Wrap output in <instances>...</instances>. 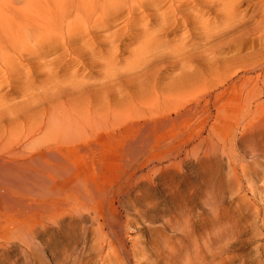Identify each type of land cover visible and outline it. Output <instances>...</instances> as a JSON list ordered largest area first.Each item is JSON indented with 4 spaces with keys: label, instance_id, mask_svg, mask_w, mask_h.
I'll list each match as a JSON object with an SVG mask.
<instances>
[{
    "label": "rangeland",
    "instance_id": "obj_1",
    "mask_svg": "<svg viewBox=\"0 0 264 264\" xmlns=\"http://www.w3.org/2000/svg\"><path fill=\"white\" fill-rule=\"evenodd\" d=\"M164 1L129 0L124 8L132 5L135 24L132 22L133 25L125 28L130 14L124 10L119 17L122 19L114 28L106 30L108 33L104 30L94 34L84 32L87 36L82 37L84 43L72 39L70 41L77 46L69 41L64 49L59 46L60 50L49 54L46 59L55 61L51 66L52 81L59 80L58 85L62 84L59 86L65 90L61 98L50 96L49 86L53 83L48 82L49 76L42 71L43 54L31 57L35 58L29 59L24 68L15 65L20 57H11L14 63L9 60V64L17 67L11 73L17 77L12 75V81H7L9 75L12 78L9 71L5 74L7 78L0 76V101L6 100L0 102V119L5 115L0 121V264H264V67L256 62L258 57L264 58L261 52L256 53L263 42L253 40L249 24L223 35L214 33V38L207 41L210 51V54L207 51V61H199L200 77L205 78H200L202 84H197L200 80L178 74L174 63H170L172 52L178 47L173 39L181 32L168 26L161 30V36L156 33L160 16L169 13L157 14L149 4H158L159 9L168 8L171 2L166 0L164 5ZM141 3L146 4L145 7ZM251 5L246 1L238 7L240 12L251 15ZM217 10V7L207 9V20L211 24ZM152 12L154 17L150 15ZM143 22L150 25L146 33L142 31L144 25L140 24ZM190 28L192 35H197L198 26ZM115 32L123 34L116 37L120 39L116 51L104 43ZM148 34L151 36H146ZM142 39H146L147 44ZM142 42L146 50L157 51L156 58L146 64L135 62L138 57L144 59V55L138 56L146 51ZM86 43H92V48L98 46L99 50L89 53L92 51ZM166 45L173 47L169 49ZM163 47L166 51L161 49ZM204 47L195 48L194 53ZM138 48L142 52L136 51ZM132 53L137 58L135 61ZM58 55L60 60L56 62ZM106 58H110L106 64L115 63L112 67L114 70L117 67V75L111 65L105 64ZM254 61L257 65H252ZM140 63L144 65L140 66L142 73H131L137 65L140 69ZM29 65L35 72L34 81L30 82L22 77ZM3 67L0 62V74ZM123 67L126 70L121 72ZM119 68L122 69L118 71ZM106 69L112 70L116 77L106 74ZM260 71L262 76L257 78ZM224 73L227 79L223 78ZM215 74H221L222 78L218 75V79L225 81H217ZM79 76L85 78L81 83L86 85L78 84L80 89L72 90V83L83 80ZM186 76L195 83L188 78L185 80ZM243 76L246 78L242 79ZM187 84L191 91L187 90ZM154 87L160 92L164 90L161 92L164 94L158 92L159 98L155 96V100L146 105L134 104V96L155 95ZM176 93L188 98L181 100ZM190 94L200 96L201 100L194 101ZM24 95L26 100H23ZM32 95L36 100L39 98L37 105L31 100ZM161 95L170 101L166 102ZM79 97L87 98L88 104L84 100L85 103L80 101L82 106L77 105L75 98ZM157 100L159 112L150 117V109ZM163 101L166 108L162 107ZM110 102L115 107H111ZM175 102L181 103L180 108L175 107ZM169 103L172 110H168ZM182 104L185 105L182 107ZM70 105L73 108L70 109ZM17 107L19 111L23 108L20 113L24 112L26 117L15 110ZM124 107L126 117L134 115L136 110L147 116L132 120H121L116 115L112 118V110L117 114V110ZM161 107L165 109L162 112ZM62 109H66L65 114ZM107 111L109 117L104 120L102 115ZM96 113L98 116L94 117ZM18 114L21 118H16ZM71 114L69 118L67 115ZM8 119L17 123H10ZM35 119L43 121L40 126L36 124L38 129L32 123ZM73 120L77 122L74 125ZM83 121L88 125L85 126L86 122L83 125ZM28 122L32 123V129Z\"/></svg>",
    "mask_w": 264,
    "mask_h": 264
},
{
    "label": "bare ground",
    "instance_id": "obj_2",
    "mask_svg": "<svg viewBox=\"0 0 264 264\" xmlns=\"http://www.w3.org/2000/svg\"><path fill=\"white\" fill-rule=\"evenodd\" d=\"M129 0H0V62L1 63H3V65H4V70H3V72L1 73V74H3V75H1L0 74V76H2V77H4V78H7V76H5V74L7 75L8 73L9 74H11L12 72H14L15 70H17L14 66L15 65H19V66H23L24 64H26V63H28L29 64V59H31V57H33V56H36L37 58L38 57H41V55H42V57H41V59H43V58H45V59H43L42 60V67H43V69H42V71L47 75V76H49V81L48 82H52L53 84H50V86L49 87H51V88H49L48 87V85H47V88H49V92L51 93L50 94V96L51 95H53V97L55 96V97H60L61 98V96H63V94L65 93V90H64V87H60L59 85H62V84H59L58 85V83H59V80H58V78H57V76H56V78H57V82L55 81V79H54V81H52V79H53V76H52V72H53V68L51 67L52 66V64L53 65H55L54 63H55V61H53V59H52V61H50V60H47L46 58H47V56L49 55V54H52L53 52H56V51H58V50H60L59 49V46H63V49H64V47H67V43L70 41V40H72V39H76L75 41H77V39H79L78 40V42L79 43H81V42H83V38L82 37H84V36H86V34H90V33H93V32H97V31H99V30H104L105 32H107L106 30H109V29H112V28H114L113 26H115V24H118L119 23V20L120 19H122V17L121 18H119L121 15H122V13H124V10H127V12L130 14V16L128 17V19H123L122 21H124L125 20V28H128L127 26H130V24H132V22L133 21H135L136 20V18H134L133 17V7H132V5L131 6H128L127 8H124L125 7V5H128V3L126 4V2H128ZM133 1V0H132ZM143 1V0H142ZM147 1H151V0H147ZM166 1V0H165ZM165 1H164V5H166L165 4ZM170 2H171V5L168 7V8H164L163 7V9H162V7H161V9H159V5L157 4H153V2H155V1H153L152 2V4H149V5H151L152 6V9H154L155 11H157V14H161V13H165V12H167V13H169L168 14V16H167V14H166V16L165 17H163L164 15H161L160 16V24H159V27H158V25L156 26L157 27V29H156V33H158V35H160L159 33L161 32V30H164L165 28H167L168 26L170 27V26H173L174 28H177L178 30L176 31V32H178V31H180L181 33H179V34H177L176 35V37H174V42H176V45H178V47H177V49L176 50H174L173 52H172V59H173V61L172 62H170V63H174L173 64V66H174V68H175V72H178V74H184V75H187L188 77H191L193 80H200V83H197V84H202L201 83V79H203L204 80V78L205 77H200V75L202 76V74H200V73H202V68L201 67H199V66H201V64H200V60H202V59H204V60H206L207 61V51H209V49H207V41H208V39H210L211 37H212V35L214 34V33H224V32H226V31H229V30H232V29H235V27L237 28L238 26H244L245 24H249V26L250 27H248L249 28V32H250V35L251 36H253V40H258V41H262L263 42V44L260 46V48L258 49V52H256L257 54L259 53V52H261L262 53V55L264 56V0H169ZM250 2L252 5H251V7L249 8V10L250 11H253V13L251 14V15H248L246 12H240V10H239V5L240 4H243L244 2ZM159 3H160V1H158ZM139 3V2H138ZM156 3V2H155ZM161 3H163V1L161 2ZM160 3V4H161ZM169 3V2H168ZM135 5V4H134ZM141 5H142V7H145L144 5H146V4H143V3H141ZM148 5V4H147ZM139 6V5H138ZM162 6V5H161ZM149 7V9H151L150 8V6H148ZM215 7H217L218 8V10L216 11V13H217V15H216V17H215V19H213L212 20V24L210 23V21L209 20H207V9H212V8H215ZM124 8V9H123ZM137 8H139V7H137ZM158 8V9H157ZM149 9H148V11H149ZM216 10V9H215ZM108 11H109V15L107 14L108 13ZM140 12V11H139ZM147 12V11H146ZM145 12V13H146ZM144 13V14H145ZM149 13V12H148ZM210 13V12H209ZM250 14V13H249ZM150 15H154L153 14V12H152V14H150ZM215 16V15H214ZM107 17H109V18H107ZM125 17V16H124ZM138 17V16H137ZM154 17V16H153ZM130 19V20H129ZM251 19H254V22H250V20ZM147 20V19H146ZM152 20V19H151ZM144 21V20H143ZM136 22V21H135ZM135 22H133V24H135ZM138 22V21H137ZM147 22H150V20L149 21H147ZM122 23V22H121ZM132 24V25H133ZM141 25H144V27H143V30L142 31H144L145 33H146V31L148 30L147 28H149V26H147V24L146 23H140ZM191 25H197L198 26V28H199V32L197 33V35H195V36H193L192 35V33L190 32V26ZM221 25V26H220ZM246 27V26H245ZM192 28H194V26L192 27ZM217 29V30H216ZM195 30V29H194ZM197 30V29H196ZM114 31V30H113ZM84 32L86 33L85 35H84ZM136 32V31H135ZM138 32V31H137ZM151 32H153V31H151ZM248 32V33H249ZM108 33V32H107ZM126 33H128V32H126ZM133 33V32H132ZM131 33V35H133ZM195 33V32H194ZM94 34V33H93ZM99 34V33H98ZM151 34V33H150ZM153 34V33H152ZM196 34V33H195ZM84 35V36H83ZM113 36H109L108 38H106L105 39V42L104 43H106V45H108V47H110V48H112V49H115V51L116 50H119V44L117 43L120 39H118V38H116V37H120V36H122L123 34L122 33H118V32H115V33H113L112 34ZM215 35V34H214ZM213 35V36H214ZM223 35V34H222ZM224 35H226V34H224ZM146 36H151V35H146ZM161 36V35H160ZM217 36H219V35H217ZM89 37V36H88ZM219 37H221V36H219ZM219 37H217V38H219ZM86 38H87V36H86ZM97 38V37H96ZM104 38V37H103ZM123 38V37H122ZM135 38V37H134ZM146 38V37H145ZM149 38V37H148ZM162 38V37H161ZM212 38H214V37H212ZM85 39V38H84ZM147 39V38H146ZM146 39H144L145 41H146ZM155 38H152L151 40H154ZM159 39V38H158ZM169 39V38H168ZM171 40H172V38H170ZM263 39V40H262ZM88 40V39H87ZM104 40V39H103ZM130 40H132V38L130 39ZM143 40V39H142ZM143 40V42H145ZM149 40V39H148ZM162 40V39H161ZM164 40V39H163ZM172 40V41H173ZM150 41V40H149ZM148 41V42H149ZM158 41V40H157ZM213 42H214V40H212ZM217 41H219V39L217 40ZM71 43H72V41H70ZM69 42V43H70ZM133 42V41H132ZM143 42H142V44H143ZM152 42V41H151ZM168 42V41H167ZM77 43V42H76ZM78 43V44H79ZM84 43V42H83ZM103 42L101 43V44H104ZM123 43V42H122ZM125 43V42H124ZM128 43H129V41H128ZM130 43H131V41H130ZM146 44H147V42H145ZM153 44H158V42H156V43H154V42H152ZM161 43V42H160ZM251 43H253V42H251ZM73 44V43H72ZM82 44V43H81ZM149 44V47H150V43H148ZM175 44V43H174ZM173 44V45H174ZM220 45H221V42L219 43ZM71 45V44H70ZM126 45H128V44H126ZM140 45H141V43H140ZM144 45V44H143ZM161 45V44H160ZM205 46L202 50H200L199 49V51L197 52V54H195L194 53V49L195 48H197V47H199V46ZM210 45V44H209ZM72 46H77V44H73ZM145 46L146 45H144V46H142V48H144L145 50H146V48H145ZM167 46V45H166ZM69 47V46H68ZM86 47L88 48V49H90L92 52H89V53H96L98 50H99V47L97 46V48H92V43L90 44V43H86ZM100 47H101V45H100ZM105 48V46L104 45H102V48ZM141 47V46H140ZM139 47V48H140ZM147 47V46H146ZM148 47V48H149ZM152 47V46H151ZM150 47V48H151ZM153 47H154V49H155V45H153ZM158 47V46H157ZM161 47V46H160ZM165 47V46H164ZM161 48V49H164L165 50V48ZM167 47H169V45L167 46ZM173 47V46H172ZM171 47V48H172ZM176 47H174V48H176ZM70 48V47H69ZM77 48V47H76ZM106 48H107V46H106ZM139 48L136 50V51H138L139 50ZM170 47H169V49H171ZM62 49V50H63ZM70 49H72L73 50V48L71 47ZM152 49V48H151ZM157 49H160V48H157ZM160 49V50H161ZM167 50H169L168 48H166ZM212 49V48H211ZM35 50H39V52H36ZM62 50H61V53H62ZM68 49H66V51H67ZM72 50H71V52H72ZM110 50V49H109ZM134 50V49H133ZM132 50V51H133ZM143 50V49H142ZM148 50V49H147ZM145 51L144 52V54H138V56L139 55H144L143 56V60H142V58H140L141 60H139V57L137 56V54H135V52H134V54H135V56H137L138 57V59L137 58H134L135 56H133V53H132V59L134 58V61L135 62H140V61H143V64H146L147 62L149 63V62H151V60H153L154 58H156V56H157V51L155 50V51H152V50H148V51ZM36 52V53H34L33 54V52ZM89 51V50H88ZM114 51V50H113ZM159 51V50H158ZM166 51V50H165ZM195 51H196V49H195ZM70 52V51H69ZM81 52V51H80ZM107 52V51H106ZM110 52V51H109ZM112 52V51H111ZM110 52V53H111ZM139 52H142L141 50H139ZM155 52H156V54H155ZM113 53V52H112ZM118 53V51L116 52V54ZM76 54V53H75ZM74 54V55H75ZM84 54V53H83ZM107 54V53H106ZM115 54V53H114ZM209 54H210V51H209ZM81 55V54H80ZM112 55V54H111ZM162 56V55H161ZM211 56V55H210ZM11 57H20V59H24V60H20L19 59V61L13 66L11 63L9 64L8 62H10V61H12L11 59ZM22 57V58H21ZM67 57V56H66ZM74 57H76V56H74ZM81 57V56H80ZM83 57V56H82ZM195 57H198V58H195ZM209 57V56H208ZM216 57V56H215ZM256 57H258V56H256ZM255 57V58H256ZM35 58V57H34ZM33 58V59H34ZM105 58V57H104ZM213 58V57H212ZM260 57H258L257 58V60H256V62H257V64L259 65V64H262L261 66L262 67H264V58L263 57H261L260 59H259ZM33 59H31L32 61H33ZM75 59V58H74ZM83 59V58H82ZM109 60H110V58H108ZM107 58L106 59H104V61H105V64L107 63V60H108ZM119 58H117V60H118ZM131 59V60H132ZM10 60V61H9ZM13 60H15V59H13ZM54 60H56V62H58L59 60H60V57H59V55L57 56V58L56 59H54ZM76 60H77V57H76ZM78 60H79V57H78ZM84 60V59H83ZM111 60H112V58H111ZM161 60V59H160ZM72 61V60H71ZM75 61V60H74ZM85 61V60H84ZM103 61V60H102ZM113 61V60H112ZM197 62V63H193V62ZM263 61V62H262ZM31 62V61H30ZM65 62V61H64ZM67 62H69V61H67ZM114 62V61H113ZM131 62H133V60L131 61ZM255 62V61H254ZM256 62L255 63H252V65H254V64H256ZM8 63V64H7ZM12 63H14V61H12ZM71 63V62H70ZM111 62H109L108 61V64H109V66H108V64H106L107 65V67H110V64ZM67 64H69V63H67ZM73 63H71V65H72ZM113 64V63H112ZM143 64H139V68L140 69H138V65H137V69H134V70H132V72H131V70H130V72L131 73H133L134 72V74H136V73H138L139 71H141L139 74H141L142 73V68L140 67V66H144ZM204 64V63H203ZM256 64V65H257ZM2 65V64H1ZM76 65V64H75ZM114 65H115V63H114ZM114 65H111V68L113 69V71L115 72H117V67H116V69L114 70ZM128 65V67L129 66H132L131 64H127ZM168 65V64H167ZM206 65V64H205ZM252 65H249V66H252ZM18 66V67H19ZM28 66V65H27ZM31 66H32V64H31ZM30 65H29V69L27 70V69H25V70H27V71H23L24 72V76H22L24 79H25V81H31V79H32V76H33V72H34V70H33V68L31 67ZM35 66V65H34ZM78 66V65H77ZM113 66V67H112ZM133 66H135V65H133ZM164 66V65H163ZM162 66V67H163ZM247 66V65H246ZM73 67H74V65H73ZM79 67V66H78ZM106 67V68H107ZM126 67V66H125ZM203 67V66H202ZM2 68V69H3ZM22 68H24V67H22ZM35 68V67H34ZM65 68V67H64ZM81 68V67H80ZM110 68V69H111ZM1 69V70H2ZM75 69V68H74ZM84 69V68H83ZM83 69H81V71L83 70ZM110 69H106V71L107 70H110ZM122 68H119L118 69V71L119 70H121ZM125 68L123 67V69L121 70V72L124 70ZM130 69V68H129ZM247 69V68H246ZM19 70V69H18ZM22 70H24V69H22ZM40 70H41V68H40ZM126 70V69H125ZM171 70H173V69H171ZM250 70V68H248V71ZM9 71V72H8ZM11 71V72H10ZM70 71H72V70H70ZM79 71V70H78ZM113 71L111 70L110 72H108L107 71V73L106 74H109V75H111L112 77L114 76V77H116V75H117V73L115 72V74L116 75H114V73H113ZM127 71H128V69H127ZM167 71V70H166ZM174 71V70H173ZM8 72V73H7ZM20 72H21V69H20ZM19 72V73H20ZM37 72V71H36ZM64 72V71H63ZM73 72V71H72ZM74 72H75V70H74ZM124 72H126V71H124ZM129 72V73H130ZM158 72V71H157ZM174 72V73H175ZM228 72V71H227ZM227 72H225V73H227ZM264 72V71H263ZM262 72V73H263ZM35 73V72H34ZM111 73V74H110ZM152 73V72H151ZM207 73V72H206ZM225 73L223 74V78L225 79L227 76H225ZM262 73H261V71L257 74L258 76H257V78H260L261 76H262ZM13 74H15V73H13ZM13 74H11V77L12 78H10V75L8 76L9 77V80H7V81H12V80H10V79H13ZM17 74H18V72H17ZM59 74V73H58ZM75 73H73L72 75H74ZM80 74V73H79ZM149 74V73H148ZM177 74V75H178ZM13 75V76H12ZM56 75V74H55ZM76 75V74H75ZM82 75V74H81ZM172 75H173V73H172ZM204 75V74H203ZM216 75V74H215ZM218 75H220V77L219 78H222L221 77V74H218ZM218 75H216V80L218 81L219 79H218ZM227 75H228V73H227ZM16 76V75H15ZM14 76V77H15ZM68 76V75H67ZM69 76H70V74H69ZM82 76H84V74L82 75ZM82 76H81V78H80V76H79V78H80V80L81 79H83L82 78ZM104 76V75H103ZM111 76H109V77H111ZM134 76H137V75H134ZM171 76V75H170ZM179 76V75H178ZM186 76V78H185V80L188 78ZM225 76V77H224ZM229 76V75H228ZM263 76H264V74H263ZM17 77V76H16ZM20 77V76H19ZM18 77V78H19ZM65 77V76H64ZM74 77V76H73ZM72 77V78H73ZM76 78L75 79H77V76H75ZM111 77V78H112ZM174 77V76H173ZM176 77V76H175ZM182 77H184V76H182ZM3 78V79H4ZM18 78H17V80H18ZM62 78H63V76H62ZM69 78V77H68ZM78 78V79H79ZM105 77H103V79H104ZM153 78V77H152ZM156 78V77H155ZM181 78V77H180ZM195 78V79H194ZM201 78V79H200ZM207 78V77H206ZM240 78V77H239ZM244 78H246V76H243L242 77V79H244ZM0 79H2V78H0ZM23 79V80H24ZM34 79V78H33ZM32 79V81H34ZM60 79V78H59ZM65 79V78H64ZM67 79V78H66ZM74 79V78H73ZM71 80V81H74V80ZM85 79V78H84ZM83 79V80H84ZM168 79H170V78H168ZM167 79V80H168ZM222 80V79H220L219 81H225V80ZM227 79V78H226ZM241 79V80H242ZM16 80V79H15ZM81 80L80 82H79V80H78V82H76V83H72V85H73V88H72V90H74V89H80V86L78 85V84H82L83 82H85L86 80ZM155 80V79H154ZM159 80V79H158ZM190 79L188 78V81H189ZM193 80H190V81H193ZM202 80V81H203ZM207 80V79H206ZM205 80V81H206ZM1 81H3V80H1ZM19 81V80H18ZM17 81V82H18ZM29 81V82H30ZM60 81H61V83H63V81L60 79ZM112 81H113V79H112ZM175 82H176V80H174ZM182 81V80H181ZM184 81V80H183ZM189 81V82H190ZM6 82V81H5ZM15 82V81H14ZM13 82V83H14ZM23 82V81H22ZM68 82H69V80H68ZM82 82V83H81ZM87 82H89V81H87ZM86 82V83H87ZM93 82V81H92ZM165 82H167V81H165ZM179 82V81H178ZM177 82V83H178ZM185 82V81H184ZM187 82V81H186ZM194 82V81H193ZM1 83V82H0ZM25 83V82H24ZM27 83V82H26ZM67 82H65V84H66ZM94 83V82H93ZM151 83V82H150ZM162 83H164V82H162ZM168 83V82H167ZM170 83V82H169ZM179 83H182V82H179ZM195 83V82H194ZM194 83L192 84V85H194ZM2 84V83H1ZM0 84V85H1ZM17 84V83H16ZM29 84V83H28ZM32 84V83H31ZM31 84H30V86H31ZM85 84V83H84ZM84 84H82L83 86H84ZM108 84V83H107ZM158 84V83H157ZM160 84V83H159ZM158 84V85H159ZM205 84H206V82H205ZM9 85V87H10V83L8 84ZM15 85V84H14ZM20 85H22V84H20ZM34 85V84H33ZM81 85V86H82ZM86 85V84H85ZM87 85H88V83H87ZM89 85H91V84H89ZM95 85V84H94ZM101 85V84H100ZM164 85H166V84H163V86ZM170 85V84H169ZM174 85H176V84H174ZM92 86V85H91ZM97 86V85H96ZM105 86V85H104ZM162 86V87H163ZM172 86V85H171ZM203 86H204V84H203ZM70 87V86H69ZM160 87V86H159ZM177 87V86H176ZM186 87V86H185ZM195 88H196V85L194 86ZM205 88H206V85L204 86ZM203 87V88H204ZM1 88V87H0ZM27 88H28V85H27ZM26 88V89H27ZM46 88V90H48ZM88 88V87H87ZM187 90H189V91H191V89L192 88H188V84H187ZM25 89V88H24ZM66 89V88H65ZM85 89V88H84ZM90 89H92V88H90ZM95 89H97V88H95ZM102 89V88H101ZM158 88L157 87H154V91H155V95H153L152 94V92H151V94L153 95V96H148V97H137V96H134L135 97V99H134V104H138V103H140V105H146V104H148L149 102H151V101H153V100H155V98L156 97H158L159 98V93L158 92H160V91H158L157 90ZM170 89V88H169ZM28 90V89H27ZM83 90V89H82ZM159 90H162L161 88H159ZM166 90H168V89H166ZM174 90V89H173ZM187 90H185V94L186 93H188L189 91H187ZM70 91V90H69ZM90 91V90H89ZM95 91V90H94ZM98 91V90H97ZM103 91V90H102ZM164 91V90H163ZM163 91H161V92H163ZM169 91V90H168ZM167 91V92H168ZM176 91V89L174 90V92ZM80 93H81V91H79ZM88 92V91H87ZM91 92L93 93V91L91 90ZM160 92V93H161ZM21 93V92H20ZM29 93V90H28V92H27V94ZM72 93V92H71ZM78 93V92H77ZM89 93V92H88ZM95 93H96V91H95ZM137 93H141V92H136V94ZM178 93V92H177ZM177 93H176V95H177ZM196 93H198V92H196ZM23 94V93H22ZM30 94H33V90L32 91H30ZM135 94V95H136ZM141 94H143V93H141ZM145 94V93H144ZM144 94H143V96H144ZM161 94H164V93H161ZM174 94V96L173 97H176L175 96V93H173ZM172 94V95H173ZM179 94H180V92H179ZM198 94H200V95H203V94H201V93H198ZM5 96H6V94H4ZM18 95V94H17ZM66 95H67V93H66ZM69 95H71V94H69ZM78 95V94H77ZM94 95V94H93ZM104 95V94H103ZM140 95V94H139ZM166 95H168V94H166ZM171 95V96H172ZM188 95H189V93H188ZM190 95H192V94H190ZM21 96V95H20ZM49 96V95H48ZM87 96H88V94H87ZM140 96H142V95H140ZM156 96V97H155ZM165 96V95H164ZM170 96V95H169ZM192 96H194V101H199V99L201 98L200 96H198V95H192ZM204 96V95H203ZM2 97V96H1ZM8 97V96H7ZM32 97H33V99H31V100H33L34 102L33 103H35L36 104V102H38V99L36 100V99H34V96L32 95ZM32 97H29V98H32ZM53 97H52V99H53ZM78 97V96H77ZM86 97V96H85ZM84 97V98H85ZM89 97V96H88ZM100 97V96H99ZM167 97V96H166ZM177 97H179V95H177ZM182 97H185L184 95L182 96ZM182 97L180 96L179 98L182 100ZM186 97H187V95H186ZM185 97V98H186ZM189 97H191V96H189ZM6 98V97H5ZM27 98V97H26ZM80 99H83V97L81 98V97H79ZM91 98V97H90ZM97 98V97H96ZM95 98V99H96ZM161 98H162V95H161ZM188 98V97H187ZM193 98V97H192ZM2 99V98H1ZM0 99V100H1ZM73 99H74V97H73ZM75 99H77V101H78V104L77 105H79V103H80V105L82 106V102H80V101H83L84 102V100H86V102H87V98L86 99H83V100H80V99H78V98H75ZM91 99H93V97L91 98ZM163 100H166V102L169 100L170 101V99H168L167 100V98L165 99L164 97L162 98ZM172 99V98H171ZM175 99V98H174ZM178 99V98H177ZM179 99V100H180ZM184 99V98H183ZM191 99V98H190ZM189 99V100H190ZM4 100V99H3ZM3 100L2 101H0V102H3ZM23 100H26L25 99V95H24V99ZM28 101H29V99H27ZM49 100V99H48ZM51 100V99H50ZM101 100V99H100ZM173 100V99H172ZM185 101H186V99H184ZM183 100V101H184ZM189 100H187L188 102H189ZM193 100H191V101H193ZM201 100V99H200ZM5 101L6 100H4V103H5ZM72 101V100H71ZM74 101V100H73ZM88 101H89V99H88ZM99 101V100H98ZM168 101V102H169ZM173 101H175V100H173ZM184 101V102H185ZM48 102V101H47ZM54 101H52V103H53ZM56 102H57V100H56ZM59 102V101H58ZM70 102V101H69ZM76 102V101H75ZM92 102H93V100H92ZM96 102H97V100H96ZM180 102V101H179ZM40 103H42V101H40ZM49 103V102H48ZM85 103V102H84ZM83 103V104H84ZM111 103V102H110ZM154 103H155V106L153 107V108H151L150 110V112H149V116L150 117H153V116H155L156 114H158V105H159V100H157L156 102L154 101ZM165 102L163 101V104H164ZM15 104H16V102H15ZM50 104H51V102H50ZM63 104V106H64V103H62ZM74 104V103H73ZM87 104H88V102H87ZM96 104V103H95ZM99 104V103H98ZM107 104V103H106ZM133 104V103H132ZM133 104V105H134ZM161 104H162V102H161ZM175 104H177V102H175L174 103V105ZM179 104H181V103H179ZM179 104H177V106L175 105V107H177V109H178V107L180 108V106H178ZM10 105V104H9ZM12 106L14 105V104H11ZM37 105V104H36ZM53 105H56V103L55 104H53ZM89 105H90V103H89ZM91 105H93V103L91 104ZM170 106V103L169 104H167V106ZM185 104H182V107L184 106ZM5 106V105H4ZM59 106H62L61 104L59 105ZM69 106V105H68ZM72 105H70V109L71 108H73V107H71ZM76 106V105H75ZM81 106H80V108H81ZM84 106V105H83ZM88 106V105H87ZM93 106H95V105H93ZM105 106V105H104ZM109 106V105H108ZM111 107L112 106H114V105H112V103H111V105H110ZM166 106V103L164 104V106H162V107H165ZM168 106V107H169ZM14 107H15V105H14ZM65 107H66V104H65ZM84 107H86V106H84ZM84 107H83V109H84ZM90 107H92V106H90ZM115 107V106H114ZM162 107H161V109H162ZM167 107V108H168ZM6 108V107H5ZM60 108H63V107H60ZM88 108H89V106H88ZM117 108H119V107H117ZM125 108V107H124ZM124 108H122V109H124ZM166 108V107H165ZM173 108V107H172ZM20 109V108H19ZM23 108H21V110L20 111H23L22 110ZM66 109H67V107H66ZM66 109H62L61 111H62V113H64V110L66 111ZM78 109H79V107H78ZM94 109V108H93ZM104 109H105V107H104ZM104 109H103V111H102V113H104ZM107 109H109V108H107ZM122 109L120 108L119 110H117L119 113H117L116 114V112H114L113 110V112L111 113L110 112V114H112L111 116H113L112 118H115V115L116 116H118V118H120L121 120H124V119H126V118H131V120L132 119H139V118H136V117H145V116H147V114L145 113V112H143V111H140V110H136L135 111V113H134V115H130L129 117H126V108L124 109V111L123 112H121L120 113V110L122 111ZM174 110L176 109V108H173ZM8 110V109H7ZM15 110L17 111L18 110V107L17 108H15ZM85 110V109H84ZM86 110H88L87 109V107H86ZM97 110V109H96ZM110 110V109H109ZM116 110V109H115ZM165 109H162L161 110V112L162 111H164ZM168 110H172L171 109V106L168 108ZM180 110V109H179ZM10 111H13V110H10ZM19 111V110H18ZM17 111V112H18ZM20 111L18 112L19 114H25L24 112L23 113H20ZM58 111H60V110H58ZM69 111V110H68ZM70 111H73V110H70ZM80 111V109L77 111V112H79ZM93 111V113L95 114V112H94V110H92ZM100 111V110H99ZM106 111V110H105ZM2 112V111H1ZM44 112H45V109H44ZM43 112V113H44ZM51 112V111H50ZM75 112V111H74ZM84 113H86L85 111H83ZM2 113H4V112H2ZM5 113H6V111H5ZM9 112H7V114H8ZM15 113V112H14ZM60 113V112H59ZM68 113V112H67ZM66 113V114H67ZM98 113V112H97ZM97 113H96V116H94V117H97L98 115H102V113H98V115H97ZM11 114V113H10ZM9 114V115H10ZM17 114V113H16ZM15 114V115H16ZM17 115L16 116V118L18 117V116H20V115ZM45 114V113H44ZM65 114V113H64ZM73 114V113H72ZM72 114L71 115H67L68 117L69 116H72ZM91 115L92 116V114L91 113H88V115ZM12 115H14V114H12ZM60 115H63V114H60ZM75 115V114H74ZM87 115V116H88ZM5 116V115H4ZM4 116H2V117H4ZM24 116V115H23ZM30 116V115H29ZM66 116V117H67ZM83 117H84V115H82ZM86 116V115H85ZM86 116V117H87ZM148 116V117H149ZM1 117V119H3ZM11 117V116H10ZM10 117H9V119H10ZM13 117V116H12ZM11 117V118H12ZM15 117V116H14ZM24 117H26V116H24ZM39 117V116H38ZM50 116H48V118H49ZM75 117V121H77V119H76V115L74 116ZM80 117V116H79ZM94 117H92V118H94ZM106 117H109V115H108V111H107V113L106 114H103L102 115V118H104V120H105V118ZM5 118H7V116L5 117ZM18 118H21V117H18ZM27 118H29V120H31V118L30 117H28V114H27ZM40 118H42V117H40ZM47 118V119H48ZM52 118V117H51ZM70 118V117H69ZM73 118V117H72ZM117 118V117H116ZM124 118V119H123ZM1 119H0V121H1ZM8 119V120H9ZM39 119V118H38ZM37 119V120H38ZM53 119V118H52ZM80 119L82 120L83 118L82 117H80ZM8 120H7V122H8ZM14 121H15V118L13 119ZM13 120H9L10 121V123H13L14 121ZM17 120V119H16ZM23 120V119H22ZM36 120V119H35ZM34 120V122H36V123H34V122H32L33 123V125H35V127L38 129V126L37 125H42V122H40V121H38V122H40L39 124H38V122H37V120L35 121ZM40 120V119H39ZM51 120V119H50ZM49 120V122H48V120H47V122L48 123H51V121ZM54 120V119H53ZM69 120H71V119H69ZM68 120V122H70ZM12 121V122H11ZM18 121H20L21 122V119L20 120H18ZM25 121H23L22 122V126H23V123H24ZM45 122V121H44ZM54 122V121H53ZM84 123H83V125L85 124V122L87 123V121H83ZM14 123H17V122H14ZM29 123V122H28ZM27 123V124H28ZM32 123H29L30 125H31V127H30V129H32V127H33V125H32ZM74 120H73V125H74ZM77 123V122H76ZM75 123V124H76ZM78 123H79V121H78ZM37 124V125H36ZM55 124V123H54ZM61 124V123H60ZM81 124V123H80ZM12 125H14L15 126V124H12ZM18 125H19V123H18ZM48 125V127H50L49 126V124H47ZM47 125H46V127H47ZM51 125V124H50ZM82 125V126H83ZM86 125H88V123L87 124H85V126ZM52 126V125H51ZM62 126V125H61ZM90 126V125H89ZM9 127H10V125H9ZM45 126H43V128H44ZM16 128V127H15ZM29 129V128H28ZM30 129H29V131H30ZM40 130V129H39ZM39 130H37L36 132L38 133L39 132ZM0 131H1V129H0ZM12 131V130H11ZM28 131V132H29ZM33 132V131H32ZM55 132H56V130H55ZM58 132V131H57ZM31 133V132H30ZM59 133V132H58ZM29 135V134H28ZM32 135V134H31ZM55 136V135H54ZM57 137V136H56ZM27 139V138H26ZM76 139V138H75ZM59 141V140H58ZM62 142V141H61ZM39 151H41V148H39ZM38 151V152H39ZM23 154V153H22ZM18 155V154H17ZM21 155V154H20ZM28 156V155H27ZM20 157H26V155H21Z\"/></svg>",
    "mask_w": 264,
    "mask_h": 264
}]
</instances>
